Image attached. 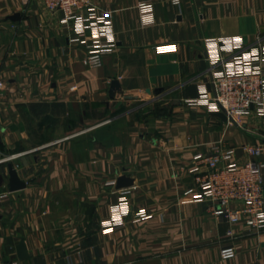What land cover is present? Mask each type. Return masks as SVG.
<instances>
[{
    "label": "crops",
    "instance_id": "0c3cea01",
    "mask_svg": "<svg viewBox=\"0 0 264 264\" xmlns=\"http://www.w3.org/2000/svg\"><path fill=\"white\" fill-rule=\"evenodd\" d=\"M141 1L93 0L111 12L117 42L90 68L60 11L0 0V262L264 264V230L231 224L186 194L197 151L223 141L245 162L243 144L261 140L228 132L188 100L203 85L214 93L205 40L264 35V0H151L152 24ZM166 44L175 48L158 50ZM159 102L168 115L146 110ZM9 163L24 188L10 189ZM118 178L132 184L118 188ZM124 196L133 214L150 216L105 227ZM227 245L237 253L224 260Z\"/></svg>",
    "mask_w": 264,
    "mask_h": 264
},
{
    "label": "built area",
    "instance_id": "2783aa9c",
    "mask_svg": "<svg viewBox=\"0 0 264 264\" xmlns=\"http://www.w3.org/2000/svg\"><path fill=\"white\" fill-rule=\"evenodd\" d=\"M29 2L30 0H24ZM45 7L62 13V21L75 30V40L85 48V63L94 68L103 65L106 54L116 47L111 12L100 11L93 0H40ZM178 2L179 0H175ZM144 22L154 23V7L151 0L140 2ZM209 71L214 93L209 94L205 85L198 98L188 100L199 104L209 112L223 111L228 124L242 126L244 116L256 112L262 118V139L256 143L243 144L250 156L245 162L235 159L236 149L227 147L223 141L209 152L197 151L193 166L194 185L186 191L192 200H209L212 213L224 216L231 224L242 223L253 231L264 230V35L259 33L248 44L238 36L207 38ZM174 44L158 46L159 51L172 50ZM5 82L0 80V90ZM236 123H235V122ZM14 155L9 156L12 158ZM3 158L1 160H5ZM127 193L128 191H123ZM6 193V192H5ZM0 196V202L2 200ZM239 204V205H236ZM117 217L106 220L105 227L116 228L126 224L128 218L143 220L150 216L142 208L133 214L126 197L116 206ZM232 234V230L229 231ZM233 245L221 248L224 260L236 256ZM0 264H18L1 261ZM68 264V263H66Z\"/></svg>",
    "mask_w": 264,
    "mask_h": 264
},
{
    "label": "rangeland",
    "instance_id": "374dc122",
    "mask_svg": "<svg viewBox=\"0 0 264 264\" xmlns=\"http://www.w3.org/2000/svg\"><path fill=\"white\" fill-rule=\"evenodd\" d=\"M146 110H149L150 113L152 112L151 114H163V115H168L171 112V110H169V107H167V105H164L161 102L149 106ZM241 122H242V126H238L237 124H228L226 122L227 123L226 129L228 130V132L232 131L234 133H240L242 134L241 136H244L245 138L246 135H249L253 142H256L257 139H262L263 121L261 117H254L248 115L242 117ZM113 124L115 123L113 122L108 123L104 127L106 126L112 127ZM242 141L246 142L245 139Z\"/></svg>",
    "mask_w": 264,
    "mask_h": 264
},
{
    "label": "water",
    "instance_id": "95a60500",
    "mask_svg": "<svg viewBox=\"0 0 264 264\" xmlns=\"http://www.w3.org/2000/svg\"><path fill=\"white\" fill-rule=\"evenodd\" d=\"M214 115H216L217 117H219L223 121L228 120L227 115L223 111L214 112ZM8 166H9V173H10V189L12 191H16V190L24 188L26 186V182L23 181L19 177V174H18L17 170L15 169V167L13 166V164L9 163ZM131 184H132V181L127 180L126 178H118V180H117V187L118 188L126 187V186H129Z\"/></svg>",
    "mask_w": 264,
    "mask_h": 264
}]
</instances>
